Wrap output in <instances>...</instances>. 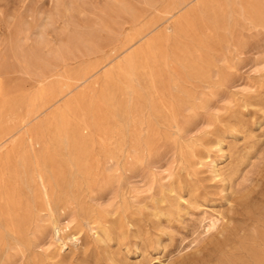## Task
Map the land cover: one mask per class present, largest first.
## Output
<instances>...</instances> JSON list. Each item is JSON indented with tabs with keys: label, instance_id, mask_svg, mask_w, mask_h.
<instances>
[{
	"label": "rangeland",
	"instance_id": "1",
	"mask_svg": "<svg viewBox=\"0 0 264 264\" xmlns=\"http://www.w3.org/2000/svg\"><path fill=\"white\" fill-rule=\"evenodd\" d=\"M2 103L0 264H264V0H0Z\"/></svg>",
	"mask_w": 264,
	"mask_h": 264
},
{
	"label": "bare ground",
	"instance_id": "2",
	"mask_svg": "<svg viewBox=\"0 0 264 264\" xmlns=\"http://www.w3.org/2000/svg\"><path fill=\"white\" fill-rule=\"evenodd\" d=\"M0 109H1V111H3V112H5L6 110H8L10 114H12V113L14 114V113H15V112H14V109H13V106H6V105H4L3 103L0 104ZM9 113H8V114H9ZM31 115H32V112H31L30 109H29V111L27 112V115H26L25 117L21 118V120H20V123H22V121L24 122V124L22 123L23 125L21 124V126H20V125H18V126H14V127L10 128V129L4 131L3 134H1V138H0V147L4 146V145L6 144V142H8V140L12 139V137H13L17 132H19V131L21 130L22 127H24L25 125H27V124L31 121ZM17 116H18V115H17ZM7 117H8V116H7ZM14 117H15V116H14ZM15 119H16V118H15ZM14 121H15V120H14ZM18 121H19V120H18ZM29 136H30V134H29ZM29 142H30L31 145H32V144H34L35 139H34L32 136H30V137H29ZM38 179H39V181H40V185H41V189H42V192H43V195H44V199H45L47 205H48V206H51V205H52V203H51V196H50L49 188H48V186H47V183L45 182V179H44L43 174H39ZM55 231H56V230H55Z\"/></svg>",
	"mask_w": 264,
	"mask_h": 264
}]
</instances>
